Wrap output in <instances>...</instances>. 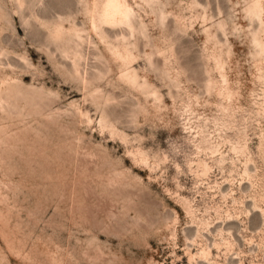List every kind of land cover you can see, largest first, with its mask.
Listing matches in <instances>:
<instances>
[{
  "label": "rangeland",
  "instance_id": "obj_1",
  "mask_svg": "<svg viewBox=\"0 0 264 264\" xmlns=\"http://www.w3.org/2000/svg\"><path fill=\"white\" fill-rule=\"evenodd\" d=\"M126 1L134 31L98 38L93 0H0V264L220 260L219 236L186 240V202L264 264V0ZM124 48L159 100L123 79Z\"/></svg>",
  "mask_w": 264,
  "mask_h": 264
},
{
  "label": "bare ground",
  "instance_id": "obj_2",
  "mask_svg": "<svg viewBox=\"0 0 264 264\" xmlns=\"http://www.w3.org/2000/svg\"><path fill=\"white\" fill-rule=\"evenodd\" d=\"M262 3H263V0H254V8L250 12V15L259 16ZM90 21H91L90 31L94 33L96 37L98 38H103L104 36L103 27L105 25L113 26L118 23H123L127 25L128 27H130L132 32L134 31V28L132 25L131 9L129 5L127 4L126 0H93ZM56 34L57 36L61 35L60 32ZM263 35H264V31H263ZM109 52L111 53L114 60L119 61V63L125 67V73L123 75V79L125 81H127L128 83L132 85L138 86L144 93H150L151 95L155 97L156 100H159V97L157 96L155 92L152 91L147 81L145 79H143L142 81L139 80L140 79L139 75L137 74V72L131 65V61L133 60V55L131 53V50H129L128 48H124L123 50H116V49L109 50ZM218 69L220 70L222 74L223 85L221 86V88H222L223 94L225 97H229L230 94L226 89L227 79H226V74H225V68L223 67V65L219 64ZM262 98L263 100H262V103L260 104L261 106L260 109H262L263 112L260 115L264 117V94ZM5 102H6L5 98H3L0 94V107L3 106ZM191 116H192V113L186 116L185 118V122H186L188 129H192V126H191L192 117ZM198 135L201 136V133L199 132ZM204 142L206 144V150L208 152L210 151V153L212 154L219 153V147H220L219 143L212 144L207 138H205ZM230 144H232L233 149H239V152L241 154H243L246 149L245 141L242 142L239 140L235 143L230 142ZM224 161H225V158L220 153L218 162L223 165ZM249 165H250V162L248 160L243 165V175L246 176L248 181L251 180V173H250L251 169ZM196 167H197V170L200 171L201 175H207V173L211 169L210 165L206 161H198ZM184 205H185L187 214L191 217V223L193 227L192 237L191 238L188 237L189 235H191L190 234L191 231H190L188 236L185 234L187 236L186 240L189 243H194L197 238L204 239L206 238L205 237L206 234H208L213 237L219 236L222 240V244L224 245V252L220 260L212 258L210 246L207 244L201 247L199 249V252L195 254H192L191 252H189V250L186 251L187 254L189 255V261L191 264H245L240 258H237L238 254L234 253L233 243L223 238V234L225 232H228L233 237V233L230 230L222 226V223H224V220H222L220 224H214L213 221L209 219H196L195 214H194L195 211L193 210L190 203L186 202ZM255 208L256 206L253 205V209ZM231 218L232 217L229 216L228 219H231ZM211 244H213L217 248L220 246V242L218 241L216 242L215 240L212 241ZM229 258H231L232 260V262L230 261L231 263L229 262ZM257 263H255L254 261H251L248 264H257Z\"/></svg>",
  "mask_w": 264,
  "mask_h": 264
}]
</instances>
